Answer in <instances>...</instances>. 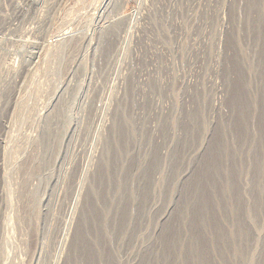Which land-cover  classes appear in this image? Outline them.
Instances as JSON below:
<instances>
[{"label":"rangeland","instance_id":"obj_1","mask_svg":"<svg viewBox=\"0 0 264 264\" xmlns=\"http://www.w3.org/2000/svg\"><path fill=\"white\" fill-rule=\"evenodd\" d=\"M0 264H264V0H0Z\"/></svg>","mask_w":264,"mask_h":264}]
</instances>
